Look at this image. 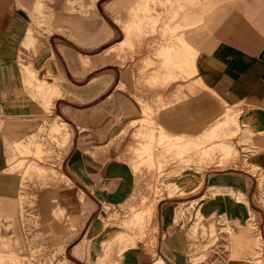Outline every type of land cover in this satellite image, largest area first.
I'll list each match as a JSON object with an SVG mask.
<instances>
[{
    "label": "crops",
    "instance_id": "1",
    "mask_svg": "<svg viewBox=\"0 0 264 264\" xmlns=\"http://www.w3.org/2000/svg\"><path fill=\"white\" fill-rule=\"evenodd\" d=\"M136 1L112 0L103 7L119 22V7ZM21 2L22 8L17 0H0V111L4 119L0 204L12 207L20 188L18 174L4 172L9 164L7 147L38 142L41 137L35 136L44 126L59 139L68 135V149L58 169L61 179L42 190L39 205L43 221L59 232L68 228L65 253L75 259L87 257L83 250L87 244L102 242L107 212L119 209L135 191L137 177L127 159V146L132 135L153 134L138 126L144 112L158 110L160 126L173 135L198 132L228 109L239 110L242 119H252L264 129V0H179V18L171 29L180 26L175 34L191 47L186 46L188 52L196 54L191 61L185 49L163 48L166 58L179 57L163 71L164 89L156 87L162 76L157 79L152 69L145 70L153 63L145 56L124 62L103 56L124 38L104 47L103 39V48L95 52L78 48L66 43L60 32L36 27L29 14L34 0ZM194 21L199 22L195 32L189 27ZM165 30H169L167 10ZM166 34L169 39L173 33ZM175 64L182 67L174 69ZM188 67L193 75L184 77ZM147 157L143 160L149 161ZM256 163L264 169V150ZM257 178L249 169L232 166L202 171L192 167L175 176L166 174L167 191L151 204L157 216L154 240H136L135 246L124 250L120 264H195L191 231L204 225V218L195 221L197 212L202 217L225 216L238 230L235 255L227 258L219 252L217 259L210 257L209 264H262L247 258L251 245L245 222L253 213L261 224L264 213L260 202L264 191L253 185ZM169 184L172 189L176 185L175 194L168 192ZM180 208L191 209V217L186 218ZM61 211L67 212L68 219L56 217ZM262 236L257 228V247L264 243ZM87 263L100 264L94 259ZM60 264L79 263L64 255Z\"/></svg>",
    "mask_w": 264,
    "mask_h": 264
},
{
    "label": "rangeland",
    "instance_id": "2",
    "mask_svg": "<svg viewBox=\"0 0 264 264\" xmlns=\"http://www.w3.org/2000/svg\"><path fill=\"white\" fill-rule=\"evenodd\" d=\"M17 1L22 8L21 0ZM108 1L112 0H34L29 14L32 23L44 32H60V37L66 43L92 52L102 49L105 43L111 44L124 38L121 43L106 49L103 56L115 57L122 62L137 55L145 56L146 61L153 62L148 63L145 70L152 69L157 79L162 76L161 81L157 80L156 87L164 89L166 77L163 71L179 58H166V47L170 46L172 51H187V47L191 49L183 37L175 34L180 26L171 29L172 22L177 16L179 18V0H137L126 3L118 9L119 22L104 10L103 5ZM118 3H123V0H118ZM166 10L169 11L168 31L165 30ZM88 19L93 23H88ZM198 23L194 21L189 24L190 31L195 32ZM170 32L173 34H169L168 39L166 33ZM103 39L105 42L102 47ZM191 52L185 53L193 61L196 53ZM179 64H175L174 69L182 67ZM190 69L183 70L184 77L193 75ZM43 90L40 87L38 91ZM51 105L47 104L48 109ZM1 113L0 134L4 128ZM144 113L145 118L138 121V126L153 134L145 137L132 135L127 146V159L137 177L135 191L119 209L107 212L105 220L108 226L102 242L87 244L83 248L87 251V257L83 260L75 259L69 252L65 253L64 242L68 238L65 231L68 228L59 232L52 227V223L43 221L39 205L42 190L61 179L58 169L68 149V135L57 133L61 136L59 139L44 126L35 136L41 137L38 142L7 147L9 164L4 172L17 173L20 188L12 207L6 209L4 204H0V264H60L64 255L79 264H88V259L97 260L100 264H120L124 250L135 246L136 240H154L157 216L151 204L167 191L165 175L175 176L184 168L194 167L201 171L231 166L249 169L258 177L253 185H258L264 191V169H260L256 163L257 155L264 150V129L258 128L252 119H242L239 110L228 109L213 124L187 135L169 134L160 126L158 110L151 109L149 113ZM142 144V150H138ZM145 155L149 161L143 160ZM167 186L168 192L175 194L176 185L173 189L170 184ZM260 199L264 207V194H261ZM180 212L186 218L191 217V209L180 208ZM56 217L65 220L69 216L66 211H61L57 212ZM201 218H204V225L197 231H191L194 238L192 248L196 251L193 262L209 264L210 257L217 259L219 252L227 258L234 256L238 230L233 222L225 216L213 214L202 217L197 212L195 221ZM245 223L248 225L246 238L251 245L247 258L264 264V243L257 247L255 238L259 228L260 233L263 231L264 239V213L261 224L253 213ZM221 249H225L226 254Z\"/></svg>",
    "mask_w": 264,
    "mask_h": 264
}]
</instances>
